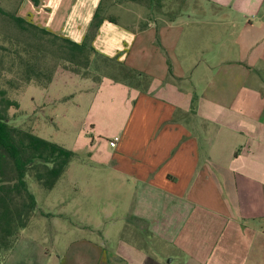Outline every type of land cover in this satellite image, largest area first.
<instances>
[{
  "label": "crops",
  "instance_id": "crops-1",
  "mask_svg": "<svg viewBox=\"0 0 264 264\" xmlns=\"http://www.w3.org/2000/svg\"><path fill=\"white\" fill-rule=\"evenodd\" d=\"M101 1L77 0L60 17L70 27L67 38L84 40ZM200 5L223 18L218 30L193 23L187 44L177 32L163 34L158 45L152 18L141 28L107 18L99 27L97 53L146 78L138 85L111 80L125 87L130 112L114 121V135L100 134L116 139L115 150L94 161L126 189L102 217L89 214L84 222L76 199L60 218L66 235L119 237L108 251L86 238L54 241L63 245L55 259L45 244L44 264H264V0ZM195 42H202L199 49ZM215 42L218 53L202 52ZM86 243L93 253L82 250Z\"/></svg>",
  "mask_w": 264,
  "mask_h": 264
},
{
  "label": "rangeland",
  "instance_id": "rangeland-1",
  "mask_svg": "<svg viewBox=\"0 0 264 264\" xmlns=\"http://www.w3.org/2000/svg\"><path fill=\"white\" fill-rule=\"evenodd\" d=\"M76 2L39 0L35 4L33 0H0V113L10 126L31 131L76 152L53 188H46L37 178L43 168L28 171L26 180L36 197L37 207L30 212L27 227L0 246V264L9 257L7 264H44L39 259L40 249H45L46 244L55 259L61 254L63 245L58 247L53 242L59 245L68 237L86 238L85 242L92 240L104 251L110 250L117 242L115 237H119L113 234L106 241L88 230L66 235L61 228L62 208H73L76 199L81 202L80 216L84 222L90 221L89 214L102 217L104 211H111L114 204L120 202L124 195L121 188L126 187L119 184L121 180L108 168L94 161L106 160L114 152L109 136L100 138V134L108 131L107 135H114L115 122L126 116L129 109L124 99L125 87L112 86V81L132 85L146 83L145 77L132 74L114 58L107 59L93 51L71 53L64 41L70 27L64 25L60 17L72 11ZM200 2L102 0L99 6L103 17H116L125 25L133 22L141 28V23L154 19L159 23L152 32L158 45L163 34L172 36L177 32L183 35L182 44H187L186 37L193 23L203 32L214 27L218 30L223 18L222 12L211 5L201 9ZM11 15L20 16L26 22L21 26ZM172 20H177L175 26L168 29L162 26ZM79 30L78 33L85 29L81 26ZM201 44L195 42L193 45L199 49ZM219 51L215 42L202 52ZM99 85L101 89L96 91ZM23 201L18 197L16 203L20 205ZM104 221L109 223L111 219L104 218ZM0 241L3 243L2 239ZM91 246L86 243L82 250L91 254L94 250Z\"/></svg>",
  "mask_w": 264,
  "mask_h": 264
},
{
  "label": "trees",
  "instance_id": "trees-1",
  "mask_svg": "<svg viewBox=\"0 0 264 264\" xmlns=\"http://www.w3.org/2000/svg\"><path fill=\"white\" fill-rule=\"evenodd\" d=\"M33 1L35 4L39 3V0ZM11 16L21 26L26 22L20 16ZM105 19L100 13L99 6L90 24L89 32L81 43L64 38L73 55L77 51L97 52L92 41ZM108 19L117 21L114 17ZM41 30L47 32L45 29ZM126 69L132 74L139 75L135 70ZM74 156H76L75 151L54 141L31 131L10 126L6 117L0 113V240L3 241V243L0 241V246L7 244L10 236L17 235L16 233L27 227V218L37 207L36 197L28 188L26 180L28 171L32 168H43V171L38 172L37 178L46 188H53ZM18 197L24 200L20 205L16 203Z\"/></svg>",
  "mask_w": 264,
  "mask_h": 264
},
{
  "label": "built area",
  "instance_id": "built-area-1",
  "mask_svg": "<svg viewBox=\"0 0 264 264\" xmlns=\"http://www.w3.org/2000/svg\"><path fill=\"white\" fill-rule=\"evenodd\" d=\"M111 145L115 146L116 145V139L115 140H111Z\"/></svg>",
  "mask_w": 264,
  "mask_h": 264
}]
</instances>
